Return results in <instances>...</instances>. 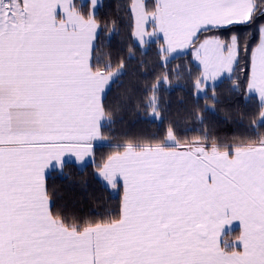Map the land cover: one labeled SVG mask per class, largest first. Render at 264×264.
Instances as JSON below:
<instances>
[{"label": "snow or ice", "instance_id": "snow-or-ice-1", "mask_svg": "<svg viewBox=\"0 0 264 264\" xmlns=\"http://www.w3.org/2000/svg\"><path fill=\"white\" fill-rule=\"evenodd\" d=\"M75 3L0 0V92L22 89L42 119L36 131L7 132L0 95V264H264V147L223 155L205 149L118 157L96 173L104 189L116 190L119 198L118 210L104 211L109 219L93 210L91 216L99 219L86 217L79 227L76 207L63 206L73 222L69 226L60 214L46 181L80 160L57 150L84 145L93 131L81 58L87 37L70 15ZM236 3L164 0L166 10L178 13H166L164 20L171 26L184 22L192 30L211 19L210 11ZM226 19L227 24L196 28L192 43L214 27L224 35L251 30V16L248 22ZM262 22L264 12L250 53L264 39ZM228 50L225 44L223 51ZM259 72L264 79V63ZM53 155L59 160L50 161ZM92 163L91 156L83 162ZM236 223L243 238L229 246L225 236Z\"/></svg>", "mask_w": 264, "mask_h": 264}, {"label": "trees", "instance_id": "trees-1", "mask_svg": "<svg viewBox=\"0 0 264 264\" xmlns=\"http://www.w3.org/2000/svg\"><path fill=\"white\" fill-rule=\"evenodd\" d=\"M132 1L102 0L92 16L88 5L76 1L74 6L83 17H92L97 26L91 70L103 74L120 68L121 73L103 97L104 121L100 133L105 144L94 148L92 165L67 163L52 172L46 181L69 226L73 222L68 221L63 206L76 207L75 224L79 227L86 217L93 222L99 219L91 216L93 210L100 212V218L105 220L109 219L104 215L105 209L118 210L117 191L105 190L96 177L97 171L113 154L147 147L182 149L197 143L207 151L232 152L264 143V122L258 123L261 106L245 90L253 52L248 50L253 48L252 38L256 21L264 12V0H252L250 31L224 35L219 28H213L201 31L195 39L192 45L214 37L228 47L232 37L239 47L232 77L207 88L202 97L195 92L200 70L192 63L189 53L166 58L156 43H151L146 50L135 43ZM147 7L150 11L153 8L150 0ZM248 20L249 17L246 22ZM230 26L235 28L236 24ZM240 119L246 121V126ZM240 126L245 129L238 130ZM132 132H145L150 138L129 141ZM168 138L173 145L166 143Z\"/></svg>", "mask_w": 264, "mask_h": 264}, {"label": "crops", "instance_id": "crops-1", "mask_svg": "<svg viewBox=\"0 0 264 264\" xmlns=\"http://www.w3.org/2000/svg\"><path fill=\"white\" fill-rule=\"evenodd\" d=\"M76 1L80 2L81 4H85L84 0ZM147 1L148 0L132 1L131 9L135 25L134 34L138 45L143 50H146V47L149 45H147L149 41H152V43L156 41H162V46L159 47L160 51L163 50L166 53L167 51H173L178 53L177 55H179V53L181 55L187 52L193 41V38L196 37V28H202L203 24L209 22L213 23L214 25L227 24L226 18L229 16L235 17L237 21L243 22L249 17L251 11L253 10L252 0H237L236 5L233 7L228 9L216 8L210 11L207 16L211 17V19L206 18L202 23L192 26V30H189L185 26L184 22H180L176 26H171L165 22L164 17L166 13L168 15H178V13H176L175 9L169 8L166 10L164 6V0H150L153 5L151 11L147 7ZM101 2L102 0H90V2L87 4L89 7V12H92L93 14ZM70 15L78 22V26L84 30V35L87 37V46L82 50L81 58L83 60V70L88 78L85 84V93L89 98V124L93 131L90 136L83 138L86 141L84 145L73 146L71 148H65L63 150L57 151H59L61 155H63L64 152L75 153L77 158L80 160V164H82L89 156H91L93 159V150L95 148V144H105V141L103 140L100 133V129L104 121L102 101L104 94L111 87L112 82L107 73L99 74L92 72L90 69L92 49L94 46L97 30L95 21L92 17H83L79 12H77L75 8L72 9ZM58 23H63V20L58 21ZM76 35H80V32L78 31ZM216 42H219V40L214 37L204 39L196 46L194 51H199L202 46V48L207 47L208 49L215 50V52H219V54L224 53L223 46L220 44V42ZM167 54L169 55V53ZM262 63H264V44H262V49L257 47L254 52H252L250 65V69H252V71H249L245 88L247 95L256 97L261 105L264 106V79L259 78V69ZM227 77L229 76H221L219 77V80L222 81ZM201 81L203 84H212L218 80L211 76L205 77L202 75ZM0 95H2L4 98V127L7 132L20 135L36 131L42 127L40 108L32 99L28 97L26 92L15 87H5L4 90L0 92ZM263 106L261 111L263 110ZM156 110L157 109H151L150 111ZM173 144L174 142L171 143V145ZM256 148L258 147L252 146L239 148L236 150L252 151ZM201 150H205V148L196 147L193 149H170L163 147H147L141 150L127 149L121 153L111 155L101 168H105L106 166L110 165L111 161L118 157H143L153 154L172 155L177 152L198 153ZM230 152L231 151L227 150L211 149L208 151V154L223 155ZM51 160H59V157L53 155L50 157V161ZM238 231L239 224L236 223L232 226V232L229 231V233L225 236V243L232 244L233 241L242 239L243 234L239 233Z\"/></svg>", "mask_w": 264, "mask_h": 264}, {"label": "rangeland", "instance_id": "rangeland-1", "mask_svg": "<svg viewBox=\"0 0 264 264\" xmlns=\"http://www.w3.org/2000/svg\"><path fill=\"white\" fill-rule=\"evenodd\" d=\"M131 6H132V4H131ZM131 12H132V9H131ZM93 14L91 12L90 16H92ZM132 16H133V14H132ZM247 19L245 21H243V22H246ZM134 29H135V25L133 24V37H134L135 43L138 45V43H137V41L135 39ZM137 30H138V28H137ZM205 39H207V38H205ZM202 41L203 40H201L200 42L196 43L195 45H192L193 43H191V45H190L189 49L187 50V52L183 51L185 53H189L190 54L192 63H194V65L196 67H198L199 70H200L199 80L197 78L198 82H197V84L195 86L196 95L199 96V97H202V96H204L206 94L207 88H213V87L219 85L223 80L229 79L230 77H232L234 66H235L236 59H237V49H238L237 45L235 44V41L232 39V37H230V39H229L230 46H228L229 50L227 52L224 51V53H222V54L221 53L219 54V52L218 53L215 52V50L208 49L207 47H203L202 48V46L199 49V51H194L196 46L199 43H201ZM219 42L224 48V44L220 40H219ZM219 42H216V43H219ZM151 43H152V41L151 42L149 41L147 43V45L148 44L150 45ZM153 43L157 44L158 50L160 51L159 47L162 46V41H156V42H153ZM220 44H218V45H220ZM262 44H264V39H262L254 47V50L257 47L262 49ZM148 46L146 47V49L148 48ZM254 50H253V52H254ZM160 52L163 55H165L166 58H175L177 56H180V53H179V55H177L178 53L173 52V51H167V53H169V55L166 52H164L163 50H161ZM185 53H183V54H185ZM91 59H92V56H91ZM90 66H91V64H90ZM120 73H121V69L118 68V69H116L114 71H111V72L107 73V75L111 79V82L113 83ZM202 75L205 76V77H208V76L214 77L218 81H216L215 83H212V84H203L202 81H201ZM221 76H229V77H227V78H225V79H223L221 81V80H219V77H221ZM213 96H215V94ZM257 101L260 104L261 109H262L263 105H261V103L259 102L258 99H257ZM263 104H264V101H263ZM259 117H260V119H259L258 123L264 122V106H263V110L260 111ZM239 121L241 123H243V125L246 126V121H244L243 119H240ZM253 126H255L254 122H253ZM244 129H245L244 127H241V126L238 127V130H240V131H242ZM149 138L150 137L146 136L145 132H143V133H133L132 132L131 138H130L129 141L141 142V141H144V140H148ZM165 141L168 144L172 143V140H169V138L166 139ZM197 144H200V143H197ZM198 147L199 148H204L202 145L198 146ZM249 147H252V146H249ZM253 147H264V143H262L260 145H254ZM193 148H196V147L192 146V147H189L188 149H193ZM78 166H84V164L83 163L80 164V165L78 164Z\"/></svg>", "mask_w": 264, "mask_h": 264}]
</instances>
